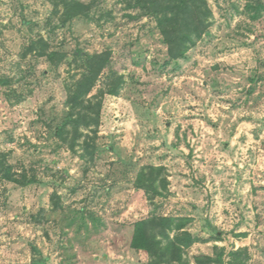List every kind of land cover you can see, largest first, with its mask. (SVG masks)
<instances>
[{"label":"rangeland","instance_id":"374dc122","mask_svg":"<svg viewBox=\"0 0 264 264\" xmlns=\"http://www.w3.org/2000/svg\"><path fill=\"white\" fill-rule=\"evenodd\" d=\"M69 1L84 13L0 0V264H148L130 243L154 212L189 219L188 264L220 249L264 264V0H205L208 27L175 60L137 0ZM77 50L110 68L71 149L54 130L87 74ZM151 167L153 201L136 186Z\"/></svg>","mask_w":264,"mask_h":264},{"label":"trees","instance_id":"16d2710c","mask_svg":"<svg viewBox=\"0 0 264 264\" xmlns=\"http://www.w3.org/2000/svg\"><path fill=\"white\" fill-rule=\"evenodd\" d=\"M63 5L67 15L72 13V10L75 14L85 11L79 2L64 0ZM135 5L142 15L154 18L156 27L168 45L169 56L174 60L184 57L187 51L202 37L211 16V11L205 0H137ZM44 55L49 62L53 63L57 53L51 51ZM80 55H85L82 61L87 68V74L71 84L67 97L70 111L54 130V134L62 141L67 142V139H70L71 149H74L81 125L89 126L98 123L99 104L95 105L91 98H87V95L99 76L110 68V54L108 53L88 54L77 50V57ZM115 90L113 88L114 92H116ZM39 114L42 121H45L42 112ZM45 123L50 125L48 122ZM68 127L72 129V136L69 138ZM159 170L161 168L151 167L148 176L144 172L141 173L140 180L136 185L150 193L151 201L156 196L163 195V192L155 184L156 171ZM162 182L164 183L166 180ZM164 188L165 186L161 185V189ZM188 221L187 218H175L154 212L134 223L130 244L132 248L148 253L150 257L148 264H188L183 258V250L196 242V238L185 229ZM170 232H175L173 238L170 237ZM212 232L218 236L215 229ZM226 256L227 259H225ZM196 261L197 264H246L242 249L232 250L227 255H225L224 249H220L215 257L205 256L196 258Z\"/></svg>","mask_w":264,"mask_h":264}]
</instances>
